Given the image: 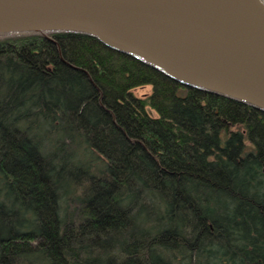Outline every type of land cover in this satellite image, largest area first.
<instances>
[{"label":"trees","instance_id":"trees-1","mask_svg":"<svg viewBox=\"0 0 264 264\" xmlns=\"http://www.w3.org/2000/svg\"><path fill=\"white\" fill-rule=\"evenodd\" d=\"M0 264H264V109L87 33L0 35Z\"/></svg>","mask_w":264,"mask_h":264},{"label":"water","instance_id":"water-1","mask_svg":"<svg viewBox=\"0 0 264 264\" xmlns=\"http://www.w3.org/2000/svg\"><path fill=\"white\" fill-rule=\"evenodd\" d=\"M79 32L264 109L260 0H0V35Z\"/></svg>","mask_w":264,"mask_h":264},{"label":"rangeland","instance_id":"rangeland-1","mask_svg":"<svg viewBox=\"0 0 264 264\" xmlns=\"http://www.w3.org/2000/svg\"><path fill=\"white\" fill-rule=\"evenodd\" d=\"M134 93L139 97H146L152 93V86L145 85L138 87L134 90ZM148 110L152 115L157 116V112L153 108L149 107Z\"/></svg>","mask_w":264,"mask_h":264},{"label":"bare ground","instance_id":"bare-ground-1","mask_svg":"<svg viewBox=\"0 0 264 264\" xmlns=\"http://www.w3.org/2000/svg\"><path fill=\"white\" fill-rule=\"evenodd\" d=\"M260 2L262 3L263 7H264V0H260Z\"/></svg>","mask_w":264,"mask_h":264}]
</instances>
